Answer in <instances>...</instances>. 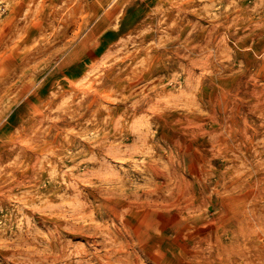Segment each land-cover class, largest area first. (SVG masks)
<instances>
[{"label":"rangeland","instance_id":"374dc122","mask_svg":"<svg viewBox=\"0 0 264 264\" xmlns=\"http://www.w3.org/2000/svg\"><path fill=\"white\" fill-rule=\"evenodd\" d=\"M170 161L199 206L133 195ZM110 212L162 264H264V0H0V264H106Z\"/></svg>","mask_w":264,"mask_h":264},{"label":"bare ground","instance_id":"6f19581e","mask_svg":"<svg viewBox=\"0 0 264 264\" xmlns=\"http://www.w3.org/2000/svg\"><path fill=\"white\" fill-rule=\"evenodd\" d=\"M60 50L61 49H59V51ZM45 64H47V63H45ZM40 69H41V67H40ZM33 71H34V69H33ZM222 128H223V126H222ZM204 131L206 133L208 132L211 134L219 133V132H217L216 127L212 128L208 131L207 130H204ZM221 134H222V132H221ZM109 136H111V135H109ZM215 140L219 141L220 139L215 137ZM170 162H171V166H172V161H170ZM180 165H181L180 163H178V165H173L171 167V169L168 167L170 169L169 172H165L167 170L162 171L157 166H155L154 164H151V163L147 167L144 166L146 171H148L149 173H151L153 175L157 184L155 183L156 185H153V186L150 184V187H148V189L143 188L142 192L140 194L135 192L133 195H135L137 197V199H140V198L143 199V201L146 200V201H152V202L157 203V204H161V207H163V208H168L171 204H174L177 207H180L181 210H187L189 208L199 206L197 203V199L186 200L183 197L185 191L183 190V184L182 183L186 179H185V174L183 173V171L180 170ZM159 187L161 188L160 190H159ZM171 188H176L179 191L183 190L182 196L176 197L174 199H171L170 197H168L166 193ZM159 193H161V197H159L160 196ZM130 195H132V194H130ZM101 217L102 218L106 217V219H104L105 220L104 223L106 225H104V226L100 225L99 229L101 232H100V235H98L96 238H97V245L103 247L106 250V253L108 255L107 259H106V261H107L106 264H146L145 260H147V259L151 260L154 263L160 262L162 264V262L165 258V253L158 255L157 249L154 248V247H157L160 243L154 244V245L150 246V248H148L147 246H145L143 244L138 243L137 240L140 239L139 236L136 235V233L131 232V230H130V228L132 226L131 223L128 220H125L121 214H116V213L112 214L110 212L108 214H102ZM109 222H112L111 226L109 225ZM177 226H178V224L172 226V228H175ZM167 228L168 227L165 226L160 231L166 230ZM181 236H183V235H181ZM194 255L199 256L197 253H195ZM209 255H210L209 257L212 260H214V258H213L215 256L214 251H211V254H209ZM58 261H60V260H58ZM60 262H62V261H60ZM58 264H60V263H58ZM104 264H105V262H104Z\"/></svg>","mask_w":264,"mask_h":264}]
</instances>
